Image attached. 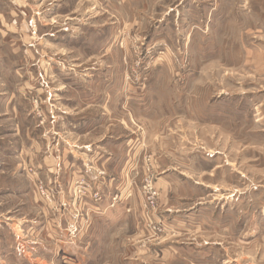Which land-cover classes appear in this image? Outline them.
<instances>
[{"label":"rangeland","instance_id":"1","mask_svg":"<svg viewBox=\"0 0 264 264\" xmlns=\"http://www.w3.org/2000/svg\"><path fill=\"white\" fill-rule=\"evenodd\" d=\"M191 1L0 0V264H264V0Z\"/></svg>","mask_w":264,"mask_h":264},{"label":"crops","instance_id":"2","mask_svg":"<svg viewBox=\"0 0 264 264\" xmlns=\"http://www.w3.org/2000/svg\"><path fill=\"white\" fill-rule=\"evenodd\" d=\"M195 4V2H194V0H192L191 2H189V4L187 5V10H189V8H193V7H196V6H194V4ZM186 8V7H185ZM20 151V150H19ZM64 167V166H63ZM62 170V169H61ZM60 170V171H61ZM100 206V204L98 205V207ZM93 207H97V206H93ZM102 207V206H101ZM99 211H100V209H99ZM112 211V210H111ZM96 212H98V211H96ZM97 215H101L100 217H99V219H102L103 220V218L104 217H106L108 214H105V216L103 215V213L102 212H100V213H96ZM45 221H47V223L50 225L48 228H49V230L51 231V230H53V231H57V233H53V234H55V236H59V237H61L60 235L61 234H63L62 233V223H61V221H59V220H45ZM63 227H65V226H63ZM54 228V229H53ZM51 233V232H50ZM52 234V233H51ZM64 235V234H63ZM62 235V236H63Z\"/></svg>","mask_w":264,"mask_h":264},{"label":"built area","instance_id":"3","mask_svg":"<svg viewBox=\"0 0 264 264\" xmlns=\"http://www.w3.org/2000/svg\"><path fill=\"white\" fill-rule=\"evenodd\" d=\"M153 193H154V192L149 193L150 199H154V195H153Z\"/></svg>","mask_w":264,"mask_h":264}]
</instances>
